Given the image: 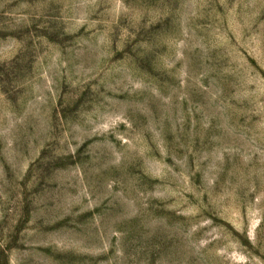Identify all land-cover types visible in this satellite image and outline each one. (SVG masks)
Instances as JSON below:
<instances>
[{
    "label": "rangeland",
    "instance_id": "1",
    "mask_svg": "<svg viewBox=\"0 0 264 264\" xmlns=\"http://www.w3.org/2000/svg\"><path fill=\"white\" fill-rule=\"evenodd\" d=\"M0 264H264V0H0Z\"/></svg>",
    "mask_w": 264,
    "mask_h": 264
}]
</instances>
